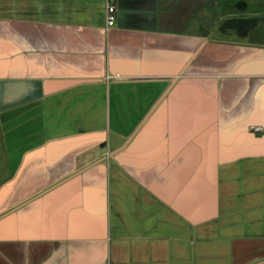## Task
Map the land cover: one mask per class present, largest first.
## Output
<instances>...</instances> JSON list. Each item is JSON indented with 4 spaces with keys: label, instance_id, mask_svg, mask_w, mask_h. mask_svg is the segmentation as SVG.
Listing matches in <instances>:
<instances>
[{
    "label": "crops",
    "instance_id": "crops-1",
    "mask_svg": "<svg viewBox=\"0 0 264 264\" xmlns=\"http://www.w3.org/2000/svg\"><path fill=\"white\" fill-rule=\"evenodd\" d=\"M113 1L0 0V264H264V0Z\"/></svg>",
    "mask_w": 264,
    "mask_h": 264
},
{
    "label": "built area",
    "instance_id": "built-area-1",
    "mask_svg": "<svg viewBox=\"0 0 264 264\" xmlns=\"http://www.w3.org/2000/svg\"><path fill=\"white\" fill-rule=\"evenodd\" d=\"M106 1V26L111 28L116 24L117 19V5L113 0ZM111 78V77H108ZM260 130V129H257Z\"/></svg>",
    "mask_w": 264,
    "mask_h": 264
}]
</instances>
